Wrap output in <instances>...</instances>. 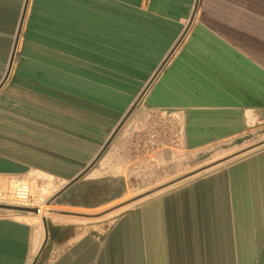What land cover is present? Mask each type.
Instances as JSON below:
<instances>
[{
  "label": "crops",
  "instance_id": "1",
  "mask_svg": "<svg viewBox=\"0 0 264 264\" xmlns=\"http://www.w3.org/2000/svg\"><path fill=\"white\" fill-rule=\"evenodd\" d=\"M172 51L142 99L170 113L156 156L229 145L237 157L108 221L51 218L71 230L49 246L46 218L0 209V264H264V0H30L0 90V191H62ZM139 104L90 179L137 163Z\"/></svg>",
  "mask_w": 264,
  "mask_h": 264
},
{
  "label": "rangeland",
  "instance_id": "2",
  "mask_svg": "<svg viewBox=\"0 0 264 264\" xmlns=\"http://www.w3.org/2000/svg\"><path fill=\"white\" fill-rule=\"evenodd\" d=\"M147 84L148 81H145L141 85H133V103L137 100ZM150 104L151 103H148L149 106H151ZM139 108L141 111L146 110V116L144 120L142 119L135 125L134 131L132 132L133 143H131V149L137 157V163L134 162L128 164L126 167L127 170L123 176H108L124 178V188L120 192V196L96 208L86 209L82 206L58 203L57 199H54V197L61 190L56 194H51L50 191L45 194L40 191V189H37V194H32L33 204L32 206H29H40L42 212L34 213V215H37V217L40 218H46L48 224L51 225H53L51 218L76 221L75 223L78 224L89 221L97 222L102 218H107L106 221H108V219H113L114 216H117L120 212L137 205L150 197L163 193L174 185L228 165L238 155V152L231 149V147H228V145L223 148L212 147L202 150H179V155L173 160H170V156L167 155H165L163 159L160 157L158 158L156 155L159 151L168 149L166 145L167 141H170V133L167 118L170 116V113L165 110L154 109L152 111L151 109H147L144 106V100L140 102ZM157 128L163 130L166 134L162 143L152 147L150 140L152 135L157 132ZM91 165L92 162L87 164L83 171ZM203 168L206 169L202 170ZM199 170L202 171L193 174ZM78 175H76V177ZM88 180L91 179L87 173L82 181ZM70 182L71 181H66L64 183L68 185ZM0 203L23 205L14 202L11 198H6L4 200L0 199ZM69 226L72 227L71 225ZM70 230L71 228L69 231H66L63 236L65 237L68 235Z\"/></svg>",
  "mask_w": 264,
  "mask_h": 264
},
{
  "label": "trees",
  "instance_id": "3",
  "mask_svg": "<svg viewBox=\"0 0 264 264\" xmlns=\"http://www.w3.org/2000/svg\"><path fill=\"white\" fill-rule=\"evenodd\" d=\"M23 7V0H0V82L4 77L5 71L8 67L9 59L11 56L13 43L16 36L17 27L19 24V19L21 16V11ZM160 56L162 53H159ZM114 85H107V87L114 89ZM102 87H96L94 91L95 101L102 104H107L103 101L105 91H99ZM123 87H119V91H122ZM115 90V89H114ZM129 93V90L126 91ZM152 103V102H149ZM68 148L64 147V150ZM70 150H68L69 152ZM67 152V151H64ZM71 152V151H70ZM83 163L79 162L76 165L71 164V167L74 169L75 167L82 166ZM68 166V165H67ZM65 173V172H64ZM83 185L98 186L102 187L100 193V200L97 201H87V202H66L59 201L60 204H70L72 206H82V207H97L104 203L111 201L112 199L119 197L120 192L123 190L124 178L121 177H102L98 179H91L88 181H82ZM80 187V186H79ZM78 187V190H79ZM49 225V242L48 246L52 245L54 242L58 240H62L64 233H62L64 227H56L54 225ZM45 251V249H44Z\"/></svg>",
  "mask_w": 264,
  "mask_h": 264
},
{
  "label": "water",
  "instance_id": "4",
  "mask_svg": "<svg viewBox=\"0 0 264 264\" xmlns=\"http://www.w3.org/2000/svg\"><path fill=\"white\" fill-rule=\"evenodd\" d=\"M29 1L30 0H26L25 1V5H24V8H23V12H22V16H21V19H20L19 27H18V30H17V33H16L15 41H14L13 48H12V52H11V56H10V59H9L8 67H7L6 73H5L2 81L0 82V90L5 85V83L7 82L8 78H9V76L11 74L12 68H13V64H14V60H15V57H16V53H17V48H18L20 36H21V31H22V28H23V24H24V20H25V17H26L27 8H28V5H29ZM173 52L174 51H172L168 55V57L164 60V62L160 65V67L156 71L155 75L151 78L150 82L147 84V86L145 87V89L142 91V93L140 94V96L138 97V99L136 100V102L134 103V105L132 106V108L128 111V113L126 114V116L122 120V122L119 125V127L113 133L111 139L105 144V146L102 149V152L97 157V159L94 161V163H92L91 166H89L88 168H86L75 179H73L70 182L69 185H67L62 191H60L54 197V199H57L58 196L62 192H64L65 190L69 189L71 186L76 185V184L82 182L84 176L89 172V170L93 167V165L96 163V161L101 157V155L103 154V152L108 148V146L110 145V142L112 141V139L114 138V136L119 132V130L124 125V123L127 121V119L130 117V115L132 114V112L137 109L138 104L143 99V97L145 96V94L147 93V91L149 90V88L151 87L152 83L155 81L156 77L163 70V68L165 67L168 59L170 58V56L172 55ZM204 169H206V168H203L202 170H204ZM202 170L196 171L193 174H197V173L201 172ZM0 209L9 210V211H17V212L38 213V208H36V207H30V206H24V205H14V204H7V203H0ZM44 223H45V226H46V241H45V243H46L49 240L50 233H49V226H48V223H47V220L46 219L44 220Z\"/></svg>",
  "mask_w": 264,
  "mask_h": 264
},
{
  "label": "built area",
  "instance_id": "5",
  "mask_svg": "<svg viewBox=\"0 0 264 264\" xmlns=\"http://www.w3.org/2000/svg\"><path fill=\"white\" fill-rule=\"evenodd\" d=\"M152 137H151V144L152 147H155L157 144L162 143L165 132L159 128H157ZM6 198H11L14 200V202L21 203L24 206H32V189L31 186L27 183H21L19 184L12 192H5V191H0V199L4 200ZM38 208V213L42 212V208L40 206H37Z\"/></svg>",
  "mask_w": 264,
  "mask_h": 264
},
{
  "label": "flooded vegetation",
  "instance_id": "6",
  "mask_svg": "<svg viewBox=\"0 0 264 264\" xmlns=\"http://www.w3.org/2000/svg\"><path fill=\"white\" fill-rule=\"evenodd\" d=\"M80 186V187H79ZM79 187V190H78ZM102 187L83 185V183H78L71 186L69 189L65 190L58 196L59 201L66 202H87V201H97L100 200V193Z\"/></svg>",
  "mask_w": 264,
  "mask_h": 264
}]
</instances>
